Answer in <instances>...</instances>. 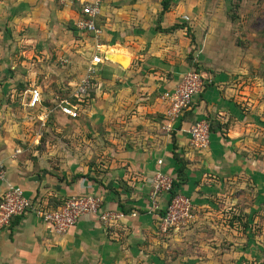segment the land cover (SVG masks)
<instances>
[{
  "label": "crops",
  "instance_id": "crops-1",
  "mask_svg": "<svg viewBox=\"0 0 264 264\" xmlns=\"http://www.w3.org/2000/svg\"><path fill=\"white\" fill-rule=\"evenodd\" d=\"M160 2L103 0L95 40L75 28L80 9L72 0H0V33L10 28L18 34L25 70L16 82H0V161L6 170L0 197L13 186L46 209L92 195L102 200L101 210L127 211L111 226L80 216L58 236L30 210L0 230V264L152 262L155 248L169 241L160 240L158 219L170 193L153 198L156 172L180 181L176 196L190 200L194 223L207 220L216 207H237L245 192L261 201L264 106H250L256 89L248 94L244 82L215 75L171 129H163L166 106L159 96L192 70L181 62L188 43L184 28L170 29L180 23L179 2L163 14ZM87 49L103 62L96 66L89 101L70 118L55 104L85 75ZM32 88L41 97L35 109L27 106ZM16 97L23 99L22 110L12 108ZM200 119L211 128L203 150L191 148L187 134ZM47 120L46 128H38ZM42 131L50 141H41ZM151 199L159 213L151 211Z\"/></svg>",
  "mask_w": 264,
  "mask_h": 264
},
{
  "label": "rangeland",
  "instance_id": "rangeland-1",
  "mask_svg": "<svg viewBox=\"0 0 264 264\" xmlns=\"http://www.w3.org/2000/svg\"><path fill=\"white\" fill-rule=\"evenodd\" d=\"M176 3L179 25L184 26L183 38L188 39L181 62L195 69L205 85L220 74L229 82H244L248 94L256 89L251 108L259 110L261 104L264 106V0H171V10ZM2 31L0 82H16L25 71L21 67L19 36L10 28ZM86 54L88 62L94 53L87 49ZM64 65L57 63L58 67ZM14 100L12 108L22 110L23 99ZM48 122L38 128H46ZM43 132L41 141H50V135L46 133L44 137ZM242 194L237 207L233 206L235 211L227 204L217 213L220 208L216 207L213 214L207 215V223H194L192 219L177 231L170 228L159 234L160 240L169 241L165 247H156L153 261L145 264H264V196L259 202L260 197L251 192ZM193 224L196 228L191 230Z\"/></svg>",
  "mask_w": 264,
  "mask_h": 264
},
{
  "label": "built area",
  "instance_id": "built-area-1",
  "mask_svg": "<svg viewBox=\"0 0 264 264\" xmlns=\"http://www.w3.org/2000/svg\"><path fill=\"white\" fill-rule=\"evenodd\" d=\"M78 4L80 17L74 23L75 28L82 33L91 34L97 40L100 30L95 24V19L100 15L103 0H72ZM97 50L100 47L98 44ZM102 58L94 55L87 66L85 75L77 86L69 93L67 98L58 99L55 108L70 118L78 116L81 105L89 101L90 90L93 88L92 79L96 66L101 64ZM205 82L202 76L193 71L184 73L175 87L160 94L159 100L165 104V131L171 129V125L178 120L190 108L192 99L204 88ZM40 92L32 88L29 93L27 106L35 109L40 104ZM71 100V101H70ZM188 143L193 149L203 150L209 145V122L205 119L194 121L187 131ZM161 164V161H158ZM6 180V170L0 161V182ZM172 179L161 172H156L152 179L153 198L165 192L169 193ZM102 200L98 196L84 195L73 196L66 199L56 209H46L35 205L24 191L19 187H8L0 197V230L8 228L11 220L20 217L28 211H33L35 216L44 222L47 228L55 235L63 236L73 227L80 216L93 215L104 226L116 225L125 217L121 211L101 210ZM151 211L159 213L160 208L156 199H151ZM132 216H134L132 214ZM192 219L191 204L188 199L175 196L166 206L165 215L158 219V231L165 234L170 228L177 231L183 228ZM180 227V228H179ZM179 228V229H178Z\"/></svg>",
  "mask_w": 264,
  "mask_h": 264
},
{
  "label": "trees",
  "instance_id": "trees-1",
  "mask_svg": "<svg viewBox=\"0 0 264 264\" xmlns=\"http://www.w3.org/2000/svg\"><path fill=\"white\" fill-rule=\"evenodd\" d=\"M170 3H171V0H161V2H160V5H161V12H160V14H163V13L169 11ZM177 28H184V26H182V25L181 26L176 25V26H172L170 29L171 30H175ZM162 31H167V30H162ZM192 71L195 72V73H198L195 69H193ZM209 130H211L210 125H209ZM177 178H179V174L178 173H177L176 179ZM179 182H180L179 180H177V181L173 180L172 181L171 189L169 191V193H170L169 201H171L177 195L175 189L178 187V185H179L178 183ZM122 212L124 214L127 213V211L125 209L124 210L122 209ZM164 215H165V211H162L161 214H160V216H164Z\"/></svg>",
  "mask_w": 264,
  "mask_h": 264
},
{
  "label": "water",
  "instance_id": "water-1",
  "mask_svg": "<svg viewBox=\"0 0 264 264\" xmlns=\"http://www.w3.org/2000/svg\"><path fill=\"white\" fill-rule=\"evenodd\" d=\"M109 59H110V60H113V57H112V56H109Z\"/></svg>",
  "mask_w": 264,
  "mask_h": 264
}]
</instances>
